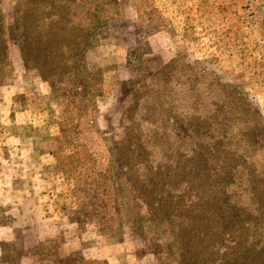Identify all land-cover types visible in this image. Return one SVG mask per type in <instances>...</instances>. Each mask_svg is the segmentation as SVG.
Here are the masks:
<instances>
[{
    "label": "rangeland",
    "instance_id": "1",
    "mask_svg": "<svg viewBox=\"0 0 264 264\" xmlns=\"http://www.w3.org/2000/svg\"><path fill=\"white\" fill-rule=\"evenodd\" d=\"M16 1L0 0V264H168L133 196L168 199L197 172L182 116L264 192V0H68L43 21L70 37L48 69L20 56Z\"/></svg>",
    "mask_w": 264,
    "mask_h": 264
},
{
    "label": "trees",
    "instance_id": "2",
    "mask_svg": "<svg viewBox=\"0 0 264 264\" xmlns=\"http://www.w3.org/2000/svg\"><path fill=\"white\" fill-rule=\"evenodd\" d=\"M62 1L61 5L56 0L15 2L13 7L19 16L12 29L19 31L22 59L45 69L69 61L65 44L70 37L65 23L43 25L46 19L69 17L68 0ZM95 6L100 8L98 3ZM2 22L0 13V69L6 61ZM62 49L64 53L60 52ZM182 117L199 139V147L185 151L188 160L193 157L199 162L197 172H188L181 192L168 199L155 200L161 198L156 194L152 200L140 202L133 196L140 207L152 205V211H156L154 217L147 216L144 222L164 228L162 254L168 257V264H264V192L250 184L251 179H242L245 157L229 151L224 136L204 131L188 117ZM253 168L256 169L255 165ZM108 171L109 166L102 173L106 175ZM120 174L122 178L124 174ZM196 174L199 182L194 184L189 177ZM163 185L170 192V185ZM137 186L140 190L148 188L146 182ZM153 188L161 190L157 185Z\"/></svg>",
    "mask_w": 264,
    "mask_h": 264
}]
</instances>
